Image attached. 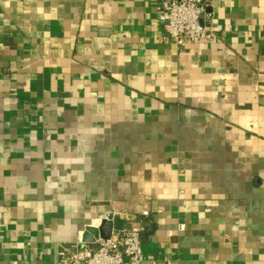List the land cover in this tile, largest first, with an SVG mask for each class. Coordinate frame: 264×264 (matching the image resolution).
Masks as SVG:
<instances>
[{
	"label": "crops",
	"instance_id": "0c3cea01",
	"mask_svg": "<svg viewBox=\"0 0 264 264\" xmlns=\"http://www.w3.org/2000/svg\"><path fill=\"white\" fill-rule=\"evenodd\" d=\"M208 14L181 47L158 0H0V264L143 207L158 264H264V0Z\"/></svg>",
	"mask_w": 264,
	"mask_h": 264
},
{
	"label": "built area",
	"instance_id": "2783aa9c",
	"mask_svg": "<svg viewBox=\"0 0 264 264\" xmlns=\"http://www.w3.org/2000/svg\"><path fill=\"white\" fill-rule=\"evenodd\" d=\"M214 0H158V17L164 27L166 39L183 47L211 41L216 37L215 29L208 21V9ZM139 220L130 230L113 231L108 239L98 238L95 242H78L72 245L67 257L59 264H158L156 257L145 254L142 233L150 215L147 208H140ZM120 215L129 218V211H116L105 218ZM185 225H180L184 229Z\"/></svg>",
	"mask_w": 264,
	"mask_h": 264
},
{
	"label": "water",
	"instance_id": "95a60500",
	"mask_svg": "<svg viewBox=\"0 0 264 264\" xmlns=\"http://www.w3.org/2000/svg\"><path fill=\"white\" fill-rule=\"evenodd\" d=\"M153 217H155V215ZM153 223L147 225V231H152L154 229ZM133 225L134 223L132 220L123 218L120 215H116L113 218H103L98 226H88L85 229L82 234L81 242H95L98 238L108 239L113 231L130 230ZM146 234L145 232L142 233V238H144Z\"/></svg>",
	"mask_w": 264,
	"mask_h": 264
},
{
	"label": "trees",
	"instance_id": "16d2710c",
	"mask_svg": "<svg viewBox=\"0 0 264 264\" xmlns=\"http://www.w3.org/2000/svg\"><path fill=\"white\" fill-rule=\"evenodd\" d=\"M146 219V218H145Z\"/></svg>",
	"mask_w": 264,
	"mask_h": 264
}]
</instances>
